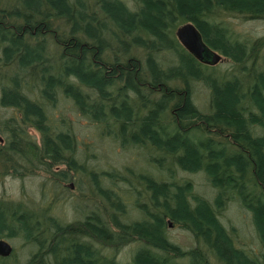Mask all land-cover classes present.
I'll return each instance as SVG.
<instances>
[{
	"label": "rangeland",
	"instance_id": "374dc122",
	"mask_svg": "<svg viewBox=\"0 0 264 264\" xmlns=\"http://www.w3.org/2000/svg\"><path fill=\"white\" fill-rule=\"evenodd\" d=\"M68 1L78 8V0ZM86 1L87 19L96 28L98 40L109 47L105 62H113L116 48L125 39L141 77L134 71L132 81L127 83L126 76L116 75L101 89L71 72L68 80L60 78L48 86L55 65L61 66V61L73 65L71 58L62 57V38L87 33V21L82 27L79 20L59 13L53 6L46 17L52 28L43 33L27 25L26 17L32 8L26 0H0L10 35L18 33L33 47L44 43L41 56L29 66H22L15 53V59L1 58L12 42L8 38L0 40V135L6 141L4 146L0 143V213L8 220L0 239L13 248L9 255L0 254V264H37L62 251L66 252L62 255L65 257L75 251L76 244L87 246L97 264H137L143 250L165 259L167 264H192L190 252L194 249L203 251L214 264H228L216 248L217 232L203 235L191 220L176 214L180 194L192 211L205 204L211 207L234 249L253 261L263 260L264 237L256 222L255 198L264 193V186L248 180L251 170L247 165L242 170L233 167L245 184L234 187L223 180L216 182L208 169V159L211 152H225L222 138L228 136L226 131H233L211 118L216 112L214 83H236L239 107L249 129L256 136L263 131V126L253 124L252 115L264 121V111L254 99L244 96V90L250 85L259 86V77L264 75V10L259 13L215 1L210 9L199 13L201 20H188L196 25L205 42L222 55L218 63L208 64L199 61L176 33L171 36L167 25V41L162 42L143 28L127 31L106 10L103 0ZM114 1L131 13H139L144 7L142 0ZM200 21L221 27L226 40H239L247 53L235 58L213 45L198 25ZM151 34L154 35L149 42ZM187 55L193 57L199 75L179 73ZM150 60L160 72L159 80L155 79ZM40 75L46 88L39 84ZM112 83L115 93L110 92ZM240 84L243 87L239 88ZM87 91L92 98L84 93ZM183 91L189 102L185 113L179 105ZM11 94L16 95V102H9ZM113 101L123 110L121 116L101 124L99 120L104 119L106 111L109 114V103ZM127 107L130 114L124 112ZM34 108L42 113L39 115ZM146 118L153 119V129L162 140L177 135L179 141L198 146L203 156L200 164L180 159L185 155L183 146L164 148L145 133L134 138ZM212 124L217 126L211 127ZM65 135L70 143L62 140ZM47 145L52 149L46 151ZM156 185L165 190L159 189L155 194ZM156 218L164 221L162 235L168 243L165 247L151 246L130 229L136 223H153ZM69 225L74 229L68 230L65 226ZM94 225L106 228L109 237L99 235Z\"/></svg>",
	"mask_w": 264,
	"mask_h": 264
},
{
	"label": "trees",
	"instance_id": "16d2710c",
	"mask_svg": "<svg viewBox=\"0 0 264 264\" xmlns=\"http://www.w3.org/2000/svg\"><path fill=\"white\" fill-rule=\"evenodd\" d=\"M28 5L32 8V13L27 14L26 20L27 25L31 26V29L47 33V31L51 30L52 25H50V20L47 19L49 15V9H52L54 6L59 13L63 15L69 16V18H76L79 20L82 27L87 23V33L82 35V33H74L69 34L65 38L63 37L61 40V44L65 50L62 53V57L71 58L72 66H69L61 61V66L55 65L54 71H50V78L48 80V86L52 87L56 81L60 78H65L68 80V76L71 72L76 73L83 81L87 83H94L99 85L102 89L106 81L115 80L114 77L119 75V77L126 76V82L129 83L132 81V74H138L140 77V72L137 70L136 59L130 56V46L127 40L122 39L120 45L117 49V54L113 57V62L106 63L105 56L109 53L107 48H109L104 41H99L96 33V28L92 27L90 24V19H87L85 15V7L88 8V2L86 0H78L76 1L78 8H74L69 1L67 0H26ZM144 2V7L139 13H131L126 10V8L119 2L114 0L109 1H101L103 2L104 7L111 15L118 21L119 24L122 25L127 31L132 30L134 28H138L142 30H148L154 34H156L162 42L167 41L166 35L164 34V27L167 25L168 31H170V35L172 33H176L178 27L187 22L188 20H199V13L205 8L210 9L215 1L223 4L230 5L233 8L238 9H252L255 12H261L264 10V0H142ZM100 2V3H101ZM49 4V6H47ZM36 14V15H35ZM7 14L5 11H0V40L1 39H9L12 42L11 46L5 48V56H1L4 59H15L19 58L20 64L22 66H29L30 63L33 62L34 59H37L42 54L43 42H39V44L35 47L29 45L24 41L22 36L15 34L14 36L9 34V24L6 20ZM34 17V19H33ZM171 18V19H170ZM170 19V20H169ZM199 19V20H198ZM87 21V22H86ZM86 22V23H85ZM101 23V22H100ZM201 30L207 36V39L210 42L218 47H222L224 51L228 54H231L235 58H241L246 52L245 45H242L239 40L231 42V40H226L227 36L225 32L221 29V27H217L215 25H209L204 21H200ZM9 26V27H8ZM147 31V32H148ZM154 34L149 35L150 40ZM171 35V36H172ZM175 36V35H173ZM100 38V37H99ZM178 38V37H177ZM141 39V37L139 38ZM154 43L153 41L151 44ZM248 51V50H247ZM15 53V55H14ZM93 55V57H92ZM109 55V54H108ZM125 56L127 58H125ZM11 57V58H10ZM87 58L91 62L92 70L89 68L90 65L87 64ZM124 59V60H123ZM9 61V60H8ZM184 66L179 68L178 71L180 74L184 76L190 75H199L197 64L195 63L193 57L191 55H187L184 60ZM60 63V62H59ZM203 65V64H202ZM62 67V68H61ZM150 67L153 70L155 75V79L159 80L160 72L157 70L153 61L150 60ZM264 73V71H262ZM201 75V74H200ZM258 77L260 74L257 75ZM201 77V76H200ZM39 78V79H38ZM39 80V84H43L46 88V81L40 75L37 77ZM27 82V81H26ZM66 84L64 80L61 81ZM101 82V84H100ZM259 86L250 85L244 90V96H249L250 99H254L255 102L259 104V106L264 111V75L259 77ZM31 82H28L29 86ZM242 84V83H241ZM239 85L241 88L242 85ZM42 85V86H43ZM214 87L216 90V112L211 117L215 121H221L222 124H226L233 131H226L224 138L225 142V152L216 151L211 152L209 154V166L208 169L214 176V180L216 182L221 183L223 181L224 184L231 183L234 187H237L244 182L242 177L236 175V172L233 170L234 166H237L240 170L244 169L247 165L250 168V173L248 180H253L257 184L264 186V121H261V118H258L255 114H253V124H260L263 126V131L260 135L254 134L253 129H249L248 121L243 116L240 107H239V91L236 83H227L224 86H219L214 83ZM243 87V86H242ZM68 91L72 90V87H67ZM113 88V90H112ZM188 88V86H187ZM115 85L112 83L110 92L115 93ZM83 91V90H82ZM81 92V91H80ZM183 91V97L181 103L182 113H185L186 106L188 105V100L185 99L186 93ZM44 93L47 94V91L44 90ZM88 97L92 98L90 92H84ZM9 102H16V95H10ZM86 97V98H88ZM184 102V103H183ZM111 104V105H110ZM187 104V105H186ZM110 107L108 111L110 116H105L106 119L102 124H106L108 119L118 120V116H121L123 110L121 108L116 107L117 103L113 101V103H109ZM108 104L105 103L104 108L107 109ZM39 115L42 111H38ZM121 110V111H120ZM106 111V110H105ZM124 112L130 114L131 109L127 107ZM117 116V117H116ZM129 117V116H128ZM130 118V117H129ZM102 119V120H104ZM152 118H146L144 120V126H142L141 132L135 133L136 128L131 131L134 138L139 137L140 133H145L150 138H154L153 140L158 141V143H162L164 148L173 147V149H178L183 146L185 149V155L180 157L184 161H191V164L198 163L203 160V156L199 151L198 146L186 141H179V136H174L165 140H162L155 129H153ZM145 121L147 122L145 124ZM220 123V122H218ZM14 125V123L12 124ZM105 126V125H104ZM211 127H216L217 125H210ZM138 127V126H136ZM219 127V126H218ZM222 128V127H220ZM226 127L223 128V130ZM167 128L165 127L164 130ZM253 135L252 136L250 131ZM63 135V134H62ZM151 135V136H149ZM73 137V136H72ZM223 137V136H222ZM67 140L70 143L68 136H62V140ZM138 139V138H137ZM76 136L73 138L72 145L75 147ZM52 145L56 146V142H51ZM192 144V145H191ZM46 151L51 148L49 145L44 146ZM232 148V149H231ZM52 149V148H51ZM186 156V157H185ZM188 159V160H187ZM188 161V162H189ZM247 181V180H246ZM160 189V190H159ZM165 190L164 186L159 185L155 188L156 192ZM239 191V190H237ZM255 203L257 204L255 208L256 212V222L261 230V234L264 237V193L255 198ZM179 211L176 214H180L182 218L191 220L197 229L203 233V235L210 236L212 233H216V248L220 252V254L227 260L228 264H264L263 260L253 261L251 260L246 253H242L236 249H234L231 245L229 238L224 233L222 226L217 221L215 215L213 214L211 207L207 204L198 206L195 211H192L186 200L180 194L178 196V209ZM173 214L174 211H172ZM174 216H178V215ZM155 217V216H154ZM24 220V219H23ZM7 218L4 217L3 213H0V232L5 229L7 226ZM163 222L161 218H156V220L151 222H142L136 223L130 229L133 230L136 234L146 238L147 243L156 246L165 247L167 245L166 239L163 237ZM22 224H25V221H22ZM90 224V223H89ZM86 224V225H89ZM93 227V224H90ZM68 230H73L74 227L65 226ZM95 230L99 235L108 236L110 233L107 232V229L103 226L98 227L94 225ZM75 251H70L68 255L63 257L66 252H57L54 257L50 258L47 261H41L37 264H97L94 263V259L90 253V251L86 248L87 246H83L80 244H76L73 246ZM71 249V247H69ZM203 251L192 250L190 252L191 257H193L194 262L192 264H214V262L207 260ZM137 264H167L165 259L150 254L149 251L143 250L140 252L136 259ZM109 264V262H107ZM216 264V263H215Z\"/></svg>",
	"mask_w": 264,
	"mask_h": 264
},
{
	"label": "water",
	"instance_id": "95a60500",
	"mask_svg": "<svg viewBox=\"0 0 264 264\" xmlns=\"http://www.w3.org/2000/svg\"><path fill=\"white\" fill-rule=\"evenodd\" d=\"M177 35L182 44L194 54L199 61L208 64H216L222 60V55L205 42L202 34L194 23L188 22L180 26ZM12 250L13 248L8 241L0 239V254L9 255Z\"/></svg>",
	"mask_w": 264,
	"mask_h": 264
},
{
	"label": "flooded vegetation",
	"instance_id": "af4514ba",
	"mask_svg": "<svg viewBox=\"0 0 264 264\" xmlns=\"http://www.w3.org/2000/svg\"><path fill=\"white\" fill-rule=\"evenodd\" d=\"M106 113H107V116H110L109 114H108V112L106 111ZM14 120V119H13ZM106 119H104V120H99L100 122H101V124H102V122H104ZM113 119H108V121H112ZM113 121H115V120H113ZM2 142V145L1 146H4L5 145V143H6V141H4L3 140V138L1 137V135H0V143ZM5 142V143H4Z\"/></svg>",
	"mask_w": 264,
	"mask_h": 264
},
{
	"label": "bare ground",
	"instance_id": "6f19581e",
	"mask_svg": "<svg viewBox=\"0 0 264 264\" xmlns=\"http://www.w3.org/2000/svg\"><path fill=\"white\" fill-rule=\"evenodd\" d=\"M185 23H188V22H185ZM185 23H183V24H185ZM183 24H181L180 26H182ZM179 26V27H180ZM179 27H178V29H179ZM178 29H177V31H178ZM177 31H176V35H177ZM177 37H178V35H177ZM178 39H179V37H178ZM180 40V39H179Z\"/></svg>",
	"mask_w": 264,
	"mask_h": 264
}]
</instances>
